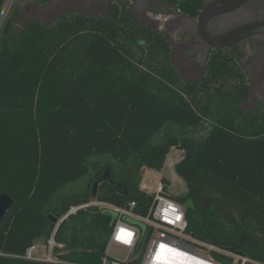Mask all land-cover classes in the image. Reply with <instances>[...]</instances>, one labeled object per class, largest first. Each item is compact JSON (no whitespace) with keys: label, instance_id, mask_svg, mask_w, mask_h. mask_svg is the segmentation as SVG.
I'll use <instances>...</instances> for the list:
<instances>
[{"label":"trees","instance_id":"trees-1","mask_svg":"<svg viewBox=\"0 0 264 264\" xmlns=\"http://www.w3.org/2000/svg\"><path fill=\"white\" fill-rule=\"evenodd\" d=\"M164 1L192 19L204 6ZM49 2L37 0L42 8ZM131 9L121 0L104 16L70 12L20 25L15 8L4 19L0 196L14 203L0 225V264L112 263L115 212L92 206L60 221L91 202H135L134 212L147 215L153 195L140 187L142 170H162L174 147L185 154L175 172L188 192L172 197L184 205L193 199L188 233L217 248L199 247L201 254L220 264L234 263L225 253L264 264V107L244 108L252 87L243 53L216 50L199 80H184L170 38ZM202 127L200 135L174 133ZM107 170L111 179L101 180ZM86 177L84 191L68 186ZM133 224L142 235L128 264H141L150 238ZM52 236L59 263L24 258Z\"/></svg>","mask_w":264,"mask_h":264},{"label":"rangeland","instance_id":"rangeland-1","mask_svg":"<svg viewBox=\"0 0 264 264\" xmlns=\"http://www.w3.org/2000/svg\"><path fill=\"white\" fill-rule=\"evenodd\" d=\"M8 2L9 0H6L2 5L0 18ZM15 8H18L21 13L20 25L28 19H35L39 22L48 23L53 18L70 12H80L87 16L106 15V3L97 4L95 2H90L89 4H87L86 0L80 2H74V0L72 2L61 0L54 3V5L51 7H49L48 5V7L42 8L38 5L37 0H13L5 18L9 14H11ZM133 14L141 23L149 27L158 29L171 38L174 43V55L172 58V63L174 64V66H176L180 76L184 80L193 81L199 80L202 77L204 63H200L197 60L199 57V52H195L192 47H190V45H193V43H180V39L187 41L191 38V36L190 34H188V32H186L185 37V35L182 33L183 31L180 32L176 27H172L174 26L175 22V20L173 21V16H153L151 17L153 18L151 20L143 14H140L138 11H134ZM249 84L252 87V95L246 102L244 108L248 110L256 109L260 103L264 107V82L256 79L255 83H250L249 81ZM204 128L205 127H202L200 131L198 129H175L174 133L177 136H188L193 134L200 135V133L204 132ZM184 155L185 154L182 149H179V147H174L168 155V158L162 170H148L145 171V173H143L142 170V180L140 184L141 189L146 191L147 193H153L157 189L158 184H160L162 180L165 179L169 182V194L171 196H185L188 192L187 186L175 172V165L184 158ZM100 161L104 163L112 162L109 158L104 157L101 158ZM115 171L119 173L121 169L116 167ZM88 183L89 178L86 177L85 179H82L76 183H72L68 186L76 187L79 189V191H84L88 186ZM35 245V254L38 253L44 258L48 252V242L46 243L44 240L40 239L35 242ZM225 254L230 255L234 260L233 264H236V257L234 255H232L231 253ZM107 255L112 259H119L124 261L129 255V250L118 245H109L107 249ZM206 257L209 258V255H207Z\"/></svg>","mask_w":264,"mask_h":264},{"label":"built area","instance_id":"built-area-1","mask_svg":"<svg viewBox=\"0 0 264 264\" xmlns=\"http://www.w3.org/2000/svg\"><path fill=\"white\" fill-rule=\"evenodd\" d=\"M149 194L153 195V201L145 216L134 212V208L136 207L135 202L130 203L127 207L91 202L71 207L60 223L68 217L76 215L79 211L92 206L115 212L117 218L109 245L124 247L129 250V255L124 261L114 259L112 263H108L105 260L104 264H128L132 260V254L142 235L141 228L133 224V222L144 225L147 228V234L150 238L141 264H155V258L159 254L166 255L173 250L190 256L192 259L204 264H220L212 257L209 256L207 258L206 255L201 254L199 251V247H203L208 252L216 250L217 248L214 245L201 242L188 233L189 222L186 215L187 209L184 204H180L169 194V186L167 187L161 182L158 184L157 189ZM56 246L54 236H52L48 241V252L44 258H38L35 255L34 247L27 251L24 258L34 261L59 263L54 256ZM234 256L236 257V264H260L243 256Z\"/></svg>","mask_w":264,"mask_h":264},{"label":"flooded vegetation","instance_id":"flooded-vegetation-1","mask_svg":"<svg viewBox=\"0 0 264 264\" xmlns=\"http://www.w3.org/2000/svg\"><path fill=\"white\" fill-rule=\"evenodd\" d=\"M61 0H50L49 7L54 3ZM73 1V0H65ZM83 0H74L80 2ZM87 4L106 3V13L111 3H118L121 0H86ZM128 2L131 6V13L138 11L140 14L150 18L155 16L171 17L173 16L174 26L186 37V32L190 34L189 40L180 39L181 44L193 43L190 45L195 52H199L198 61L205 64L210 55L216 50L233 51L238 49L243 53V58L239 60L241 66L246 71L250 83H255L256 79L264 82V33L252 35L246 39L236 42L226 48H212L211 44L205 40L201 33H204L197 23L200 13L206 8L207 5L218 2H225L229 0H200L204 4L200 10L197 18H189L183 15L179 10L174 9L164 0H122ZM47 5V7H48ZM134 16V14H133ZM264 23V0H241L237 6L225 7L224 5L218 8V13L212 16L207 24V33L213 38L228 35L238 28L256 24ZM175 29V30H177ZM168 36V35H167ZM169 37V36H168ZM170 38V37H169ZM171 40V38H170ZM195 40V41H194ZM173 47L174 43L171 40ZM221 40L213 42L218 43ZM223 42L228 43L229 40ZM204 70V69H203Z\"/></svg>","mask_w":264,"mask_h":264},{"label":"water","instance_id":"water-1","mask_svg":"<svg viewBox=\"0 0 264 264\" xmlns=\"http://www.w3.org/2000/svg\"><path fill=\"white\" fill-rule=\"evenodd\" d=\"M240 1L241 0H229L225 2L212 3L207 5L206 8L200 13L199 18L197 19V23L199 24L202 31H204V33H201V36L211 44L212 48H226L252 35H256L258 33H264V23H256L238 28L232 33L225 36H221L220 38L219 37L213 38L208 35L206 28L207 24L209 20L212 18V16L218 13V8H220V6L222 5H224L225 7H234L237 6L240 3ZM1 8H2V1L0 0V9ZM216 40H221V42L213 44V42ZM224 40H229V42L225 43L223 42ZM179 149L181 148L179 147ZM145 171L146 169H143V173H145ZM110 179H111L110 170H107V172L103 175L101 180H110ZM99 183L100 182L98 181L94 184V192H96V188L98 187ZM13 203L14 202L10 196L6 194L0 196V225L3 223ZM185 207L187 210L195 208L194 201L192 198H189L186 201ZM53 222L56 223L57 220L53 219Z\"/></svg>","mask_w":264,"mask_h":264},{"label":"bare ground","instance_id":"bare-ground-1","mask_svg":"<svg viewBox=\"0 0 264 264\" xmlns=\"http://www.w3.org/2000/svg\"><path fill=\"white\" fill-rule=\"evenodd\" d=\"M12 1L13 0H9L6 8L4 9V12L0 18V26L2 25L5 16L7 15V11L9 10ZM155 264H204V263L194 260L190 256H186L184 254H181L180 252H175L173 250L166 255L159 254L155 258Z\"/></svg>","mask_w":264,"mask_h":264},{"label":"crops","instance_id":"crops-1","mask_svg":"<svg viewBox=\"0 0 264 264\" xmlns=\"http://www.w3.org/2000/svg\"><path fill=\"white\" fill-rule=\"evenodd\" d=\"M148 171V169H146ZM36 251V245H34V253ZM38 258H43V256L39 255L38 253L35 254Z\"/></svg>","mask_w":264,"mask_h":264}]
</instances>
